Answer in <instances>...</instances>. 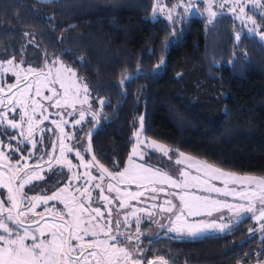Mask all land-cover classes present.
Returning <instances> with one entry per match:
<instances>
[{
	"label": "trees",
	"instance_id": "16d2710c",
	"mask_svg": "<svg viewBox=\"0 0 264 264\" xmlns=\"http://www.w3.org/2000/svg\"><path fill=\"white\" fill-rule=\"evenodd\" d=\"M163 1L167 7L154 14L155 0H0V61L71 68L88 85L91 102L74 127L75 139L95 128L93 152L109 170L125 167L142 117L143 134L171 149V156L183 152L225 172L264 176V10H250L257 21L250 30L226 13L210 18L178 8L180 18L174 11L169 19L168 9L179 0ZM87 136L85 158L91 160ZM44 137L38 154L52 141ZM151 158L158 159L155 153ZM45 177L34 183L51 187L71 171L58 166ZM254 228L246 217L203 237H169L163 230L139 241L143 252L133 255L162 256L167 264L263 263L264 231L257 235Z\"/></svg>",
	"mask_w": 264,
	"mask_h": 264
},
{
	"label": "snow or ice",
	"instance_id": "6c2138e0",
	"mask_svg": "<svg viewBox=\"0 0 264 264\" xmlns=\"http://www.w3.org/2000/svg\"><path fill=\"white\" fill-rule=\"evenodd\" d=\"M168 2L171 3V0ZM205 2L208 5L205 10L208 11L210 17H215L216 12L212 10L213 0H205ZM228 3L229 0H220L219 7L223 8ZM252 4L253 8L260 7L264 10V3H261V0H252ZM194 6V0H187V3L184 0H179L177 4L168 9V18L171 19V14L176 8L184 7L185 10H188ZM165 7L167 5L163 0H155L154 14L157 8L163 12ZM245 7L246 4L243 0H232L231 11L238 14L237 18L244 16L254 27L257 26V21L247 15ZM259 26L264 27V18L261 19ZM260 34L264 37V32ZM236 38L239 40V35ZM13 59L0 61V69L8 71L9 69L4 65H12ZM23 63V61L20 62L21 65ZM163 63L164 59L161 58L156 67L159 68ZM66 70L71 73V76H76L71 68H66ZM11 71L17 77L15 83L8 82L5 87L4 83L0 82V127L4 128V132L0 133V136L6 137L7 140L17 141L15 145H12L5 139H0V161H2L0 168L6 167L8 174V179L3 180L4 173H0V187L7 188L6 197L3 192H0V264H167L162 256L152 260L137 258L133 255L134 250L141 252L143 250L138 249V246L135 245L132 248L128 247L130 242L139 239L141 218L137 213L144 212L151 218L155 213L150 209L155 208L171 214L169 216L170 226L167 229L169 232L184 231L189 235L196 236L207 229H216L221 232L231 230V217L225 216L224 210L231 214L252 213L260 225V229L264 231V176L225 172L220 167L200 160H195L193 163V158L185 157L183 152H180L179 156L184 159H176L175 164L179 165L188 161V167L195 168L199 175L192 176L184 169L171 170V166H164L163 162H161V167H154L147 163L138 164L133 157L138 156L139 159L144 160L148 155L143 151H138V147H133L127 167L120 170L119 166L114 164V170H109L99 163L94 154L92 160L86 162L80 150L66 145L65 139H72L73 136L70 133H64L63 125L68 121L63 119L61 112L56 113L60 119L53 121L56 129H59L61 133V137L58 138V156L56 155L55 141L44 145L43 154L37 155L41 151L37 146L44 143L45 137L41 135L39 140L35 139L34 131L39 123L48 119V115H44L47 112V106L43 104V101H50V106L54 108L68 107L69 105L74 107L77 102H87L89 88L86 83L75 87L72 84L66 85L65 81L60 78L59 72L56 77L50 80L44 69L39 67L17 65ZM20 72L35 75L36 79L29 80L27 75L21 79ZM56 82L60 83L62 92L51 86ZM21 84H23L22 87ZM42 87H47L52 95H42ZM81 87L84 93L82 101L79 100ZM33 88L34 92L31 91ZM13 89L16 91L13 92ZM9 92L12 93L11 96L8 95ZM34 97H40V100ZM99 103L103 105L104 101L100 100ZM17 108H20V112L16 111ZM37 109L40 110L41 119L36 118ZM9 112L13 113L11 117H9ZM93 119H96L95 113H93ZM83 120L84 111L80 110L79 119L73 123L80 124ZM9 130L16 131L10 132ZM46 130L56 134L55 129ZM145 131L141 117L140 129L134 133L137 146L146 143V140L141 139ZM28 144L32 145L31 150L27 147ZM151 144L164 156L168 155L169 150L164 145L157 144L155 141H152ZM4 148L8 149L7 153L2 150ZM66 151H75V157L80 161L79 166H82L85 172L75 174L72 178L66 177L63 181L50 182L54 185L51 187L48 183H34V181L45 180L46 177L42 173L51 171L54 164L63 162L68 166L69 171L73 167H79L73 165L71 160L66 159ZM34 156H37L36 161L29 165L27 161ZM92 167L98 169L99 177L88 171ZM53 174L55 175V173ZM105 177L109 181L107 184L104 183ZM73 180L77 183L73 184ZM211 180L221 181L224 187H216L210 183ZM94 181L100 182L93 183ZM111 181H115V183ZM121 184H135L137 190L122 191ZM230 184L236 185V187L229 188ZM26 185L29 186L28 192L39 190L40 195L30 196L28 192L24 191ZM158 185H167L169 188L179 191L168 193L164 187H158ZM193 187L203 192L216 193L219 196H231L234 200L238 199L244 202L229 203L227 200L197 195L191 191ZM95 189H99V193L94 198L92 191ZM105 190L107 193L115 191L117 196L110 197L105 194ZM69 191L73 195H66ZM145 192H151L153 195L145 196ZM162 192L165 193V199L161 204L153 203L148 208H133L131 213H125L121 219L119 209L129 207V200L141 202V197H145L146 200H157L159 193ZM168 196L177 198L179 204L167 198ZM114 199L120 201L115 215L113 214ZM49 201L63 203L66 213L49 206ZM9 202L10 207L7 206ZM101 202L103 203L101 204ZM41 204L45 206L44 210L36 212V208ZM102 208L107 209V215L102 211ZM217 212L221 214L210 220L191 219L202 216L213 217V213ZM46 213L58 217V220L54 219L52 222H48L45 219ZM129 215L136 217L135 233L121 231L122 228L132 227L128 220ZM65 216L69 218L66 219ZM251 218L249 217V219ZM243 219V216H240L236 223H242ZM225 220H228L229 223H223ZM250 231H254V229H250ZM85 237H92V239L86 241ZM28 241L31 242L28 243Z\"/></svg>",
	"mask_w": 264,
	"mask_h": 264
},
{
	"label": "rangeland",
	"instance_id": "374dc122",
	"mask_svg": "<svg viewBox=\"0 0 264 264\" xmlns=\"http://www.w3.org/2000/svg\"><path fill=\"white\" fill-rule=\"evenodd\" d=\"M41 1H48V0H41ZM184 2L187 3V0H184ZM243 2H245V4H246L245 12L247 13L248 16H251L249 14L250 10H256L257 11V10L260 9V7L253 8L252 0H243ZM194 4H195V6L192 7V8H189L188 10H185L184 7H179V8L180 9H184L186 11V13H188V14L204 13L207 16L210 17L208 11L205 10L208 7V5L205 2V0H194ZM219 4H220V0H213L212 10L216 12V16L215 17H217V16H219L220 14H223V13L230 14L233 17H235L238 21L243 23L250 30L255 29V27L252 25V23L250 21L246 20V18L244 16H240V18H237L238 14L237 13H233L231 11L232 0H229V3L225 4V6L223 8H220ZM177 9L178 8H176L175 14H174V18L175 19H179L180 18L179 14L177 12ZM215 17H210V18H215ZM17 65H20L21 67H23L20 63H14L13 62L12 65L5 64L4 67L9 69V70L8 71H4L3 69H0V78H6V76L7 77L11 76L13 78V82L12 83H15L17 77L15 75H13V72L11 71V69H13ZM41 66H42L41 68H43L44 71L48 72L50 80L52 79V71H53L55 77L57 76V74L59 72L60 78L65 81L66 85L72 84L74 87L76 85H82L81 82L78 80V78L76 76H71V73L66 70L67 67L63 66V64H61L60 62H56L55 66H54V62H51V63H47V62L45 63L44 62ZM26 75H27V78L29 76H31L32 80L36 79L35 75L27 74L25 72H20L19 73V77L21 79H23V77H25ZM51 86H54L56 89H59L61 92L63 91L62 89H60V83L59 82H56L54 85H51ZM31 91L34 92V88ZM41 92H42V95H44V96L52 95V93L48 91L47 87H42ZM35 98H38L37 100H40V97H35ZM83 99H84V93H83V89L81 87L79 100L82 101ZM90 103L91 102H90L89 96H88V100H87L86 103L77 102V103H75L74 107L69 105L68 107L61 106L60 108H54V107L50 106V104H51L50 101H47V100L43 101V104L45 106H47V112L44 113V115H48V119L43 120L42 123H39L37 125V127H36V129L34 131V138L35 139L40 138L39 136L43 135V131H45L46 132V136H48V138L51 137V139H52L51 142H53V141L56 142V145H57V147H56V155L58 156V154H59V139L58 138L61 137V133H60L59 129H56L55 124L53 123V121H58L60 119V117H58L56 115V113L57 112H61L63 114V119L68 121L67 124L63 125L64 133L65 134H69L70 133L73 136L72 139H65L66 145H68L69 147H72L75 150H80L82 155H83V157H84V160L86 162H90V160L85 158V154H86L85 137L87 135L82 133L78 137V140L75 139L77 133L75 132L74 127H77V125H79V124H74L73 123L76 119H79L80 110L84 111V118L87 117L86 110L88 108H90ZM16 111L20 112V108H17ZM39 113H40V110L37 109V117H38V119H41ZM49 113H50V115H49ZM68 113H72V114L69 115ZM12 115H13V113L9 112V117L12 116ZM43 123H47V124L49 123L50 127H48V129H55V133L56 134L54 135L52 131H47L46 128L45 129H41V126H42ZM140 124H141V122H140ZM140 124H139L138 128L136 129V131L140 129ZM136 131H134V133ZM141 139L142 140H146V143L137 146L136 143H135L136 136L133 134V146H132V149H133V147H138V151H143V152L147 153L148 155L145 156L144 160L139 159L138 156L137 157H133V159L135 160L136 163H138V164L147 163V164H151L154 167H161V162H163L164 166L170 165L171 166V170L184 169V170L188 171L192 176L199 175V173L196 172L195 168L188 167V163H189L188 161H185V163H182V164H179V165L175 164V160L176 159H182L183 160L184 157L171 156L170 152L172 150L167 148V147L166 148L169 150L168 151V155L164 156L163 153L160 150L153 148V146L151 144V142L153 140L147 138L144 134L141 136ZM156 143L160 144L158 142H156ZM29 145H30L29 147H32L31 144H29ZM132 149H131L130 155L132 153ZM65 153H68V155L70 156V158H68V160H71L73 165H76V166L80 165L79 159H77L75 157V151H73V152H67L66 151ZM154 153L156 154L158 159L157 160H155L153 158L149 159V157H151L152 154H154ZM170 157H171V159H170ZM185 157H189V156L185 155ZM195 160L196 159H193L192 162L194 163ZM127 166H128V163L126 162L125 167H127ZM88 171H90L93 175L99 177V174H97V172L95 171V169L93 167L90 168ZM84 172H85V169L82 166L73 167L71 169V177L70 178L74 177L75 174H82ZM0 173H4V175L2 176L3 180H7L8 179V174L6 173V171L0 169ZM43 174L44 173H42V175ZM34 182H36V181H34ZM99 182L100 181H94L93 183H99ZM108 182L109 181H107L106 178H105L104 183L107 184ZM75 183H77V181L73 180V184H75ZM210 183L214 184L216 187H221V188L224 187V185L219 180H211ZM26 187H27V185L25 186V188ZM158 187H164L168 193H171L172 191H179L177 189L169 188L167 185H158ZM234 187H236V185H232V184L229 185V188H234ZM120 188H121L122 191L123 190L136 191L137 190L135 184H121ZM95 191H97L99 193V189H95V190L92 191V196L94 198L97 197V195H98V194H94ZM191 191L195 192L197 195L210 196L213 199L227 200L229 203H243L244 202V201H240L238 199L234 200L233 197H231V196L224 197V196H219L216 193L203 192V191L198 190V188H196V187L191 188ZM0 192H3L5 194V197L7 196V188L0 187ZM105 194H107V195H109L110 197H113V198H115L117 196V193L115 191L112 192V193H107V191L105 190ZM66 195L71 196V195H73V193L71 191H69L68 193H66ZM151 195H153L151 192H145V196H151ZM167 198L172 199L174 203L179 204V200L177 198H174V197H171V196H168ZM164 199H165V193L162 192V193H159L157 200H151V199H147L146 200L145 197H141L140 198L141 202H137L136 200H129L128 201L129 207L119 209V212L121 214V219H123V215L125 213H131L133 208H136V209L148 208L149 205L153 204V203L161 204ZM102 203L103 202H101V204ZM119 203H120L119 199H114L113 200V214L114 215H115V212L118 209ZM7 206L8 207L11 206L10 202L8 203ZM49 206H52V207H54L57 210H63L66 213V209H64V204L60 203L59 201H49ZM40 207H42L41 210H39ZM44 208H45V206L43 204H41L39 207L36 208V212H40V211L44 210ZM102 211H104L105 215H107V209L102 208ZM150 211L155 213L151 218H149V216L146 213H144V212H138L137 213V215L141 218L140 219V225H139V230H140L139 231V239L138 240H133L132 242H130L128 244V247L132 248L134 245L137 246L138 242L141 241L143 238H153L154 236H156L159 232H161L163 230L166 231L165 236H169V237L185 236L186 238L203 237V236H206V235H210V234L220 233L221 232V231H218L216 229H207L204 232H202V233H200V234H198L196 236L189 235V234H187L184 231H171V232H169L167 229L170 226L169 216L171 214L165 213V212H161V211H159L158 208L150 209ZM220 214L221 213L217 212V213H213V217L202 216V217H194V218H191V219L205 220L206 221V220L213 219L216 216H219ZM223 214L225 216H230L231 217L230 227H232L233 225L237 224L236 221L239 219L240 216H243L244 219L246 217H252L251 219H252V221H253V223H254V225L256 227V228H254V231H256L257 235L260 234V232H262V230L260 229V225L256 222V220L253 217L252 213L231 214L227 210H224ZM29 215H31V214H29ZM46 216L54 217L53 215H50L48 213L45 214V217ZM55 218H58V217H55ZM65 218L68 219L69 217L65 216ZM128 220H129V223L132 225V227L127 228V229L122 228L121 231H127V232H131V233H135L136 232V228H135L136 217H133V216L129 215L128 216ZM47 221L48 222H52L53 220H47ZM101 223H103V221H101ZM223 223H229V221L225 220V221H223ZM260 236L264 237V232H262V234ZM101 238H103V237H101ZM90 239H92V237H85L86 241L90 240ZM30 242L31 241H28V243H30ZM74 243H76V241H74ZM133 254H134V252H133ZM256 264H264V262L263 263H256Z\"/></svg>",
	"mask_w": 264,
	"mask_h": 264
},
{
	"label": "flooded vegetation",
	"instance_id": "af4514ba",
	"mask_svg": "<svg viewBox=\"0 0 264 264\" xmlns=\"http://www.w3.org/2000/svg\"><path fill=\"white\" fill-rule=\"evenodd\" d=\"M45 73H46V72H45ZM46 74H47V73H46ZM11 78H12L11 76H8V77L6 76V78H0V82H3V83H4V81H5L4 85H5V87H6V86H7V83H8V82H11V81H10ZM28 79H29V80H32V77L29 76ZM22 86H23V84H21V87H22ZM15 91H16V89H13V92H15ZM8 95L11 96L12 93L9 92ZM10 117H11V116H10ZM17 119H18V118H17ZM45 125L48 126V127H50V126H49V123H48V124H44V123H43L42 126H41V129H44ZM9 131L11 132V131H16V130H9ZM3 132H4V128H3V127H0V133H3ZM43 135H46V132H45V131H43ZM39 137H41V136H39ZM18 138H19V137H18ZM0 139H1V138H0ZM38 139H39V138H37V140H38ZM41 145H42V144H40V145L37 146V147H40ZM31 148H32V147H29L30 150H31ZM3 151H4V150H3ZM37 155H41V154H37ZM68 156H69L68 153H65V157H66V159L70 158V156H69V157H68ZM36 159H37V156H34L32 159L28 160L27 163H28L29 165H32V164L36 161ZM90 161H91V160H90ZM0 163H2V161H0ZM22 163H23V161H22ZM54 166H55V167L60 166L61 168H64V169L67 168V169H68L67 165H66L65 163H63V162H61L60 164H54ZM54 166H53V169L55 168ZM0 169L6 171V173H7V169H6V168H0ZM47 172H48V171L44 172L43 175L45 176V175L47 174ZM107 180H108V179H107ZM41 181H42V180H41ZM36 182H38V181H36ZM111 182L114 183L113 181H111Z\"/></svg>",
	"mask_w": 264,
	"mask_h": 264
},
{
	"label": "water",
	"instance_id": "95a60500",
	"mask_svg": "<svg viewBox=\"0 0 264 264\" xmlns=\"http://www.w3.org/2000/svg\"><path fill=\"white\" fill-rule=\"evenodd\" d=\"M98 125V124H97ZM94 132H95V128L89 133L90 135H88L87 136V154H88V156H89V158L92 160V156H93V154H94V152H93V147H92V143H91V141H92V136H93V134H94ZM89 145H90V148H89ZM101 164V163H100ZM6 168V167H5ZM7 169V168H6ZM107 178V177H106ZM108 179V178H107ZM114 183H115V181H113ZM45 219L46 220H54V219H56V220H58V218H55V217H51V216H46L45 217ZM36 225H33V227H35Z\"/></svg>",
	"mask_w": 264,
	"mask_h": 264
}]
</instances>
